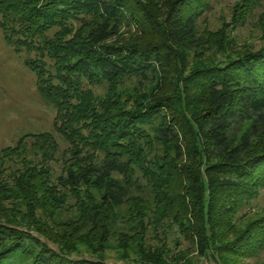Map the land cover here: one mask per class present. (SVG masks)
Instances as JSON below:
<instances>
[{
    "label": "trees",
    "instance_id": "16d2710c",
    "mask_svg": "<svg viewBox=\"0 0 264 264\" xmlns=\"http://www.w3.org/2000/svg\"><path fill=\"white\" fill-rule=\"evenodd\" d=\"M208 4L0 0L5 41L41 47L51 61L25 58L70 147L58 174L49 131L0 149V264H194L189 245L214 262L222 248L236 257L264 246V225L226 241L264 184V46L198 60ZM27 136L45 144L40 155L23 150ZM114 247L119 255L104 253Z\"/></svg>",
    "mask_w": 264,
    "mask_h": 264
},
{
    "label": "rangeland",
    "instance_id": "374dc122",
    "mask_svg": "<svg viewBox=\"0 0 264 264\" xmlns=\"http://www.w3.org/2000/svg\"><path fill=\"white\" fill-rule=\"evenodd\" d=\"M56 29L57 27L48 30L47 34L51 35ZM197 30L202 41L208 40L204 52L202 56L198 57V60L209 58L222 60L243 52L256 50L258 47L264 46V0H209L208 7L198 20ZM132 34L133 32L128 36H134ZM17 35L16 32L13 34V36ZM125 35H127L126 31ZM33 47L31 46V49L27 50L24 48L15 49L5 41L0 29V149L14 146L21 135L49 131L54 134L58 144V150L54 154V158L49 159V164L58 174L63 168L64 162L66 160L69 162L68 154H65V151L70 147L68 142L54 131L55 109L51 104L41 99L36 85V75L25 63L26 57H37L43 60L47 66L51 62L49 57L41 51V47L35 49ZM193 54V51H190L187 61L182 63L183 69L192 66L195 57ZM179 69L178 63H175L168 73L164 91L169 97H173L175 94L177 77H180ZM131 82L127 83L131 84ZM91 88L95 93L103 92V88L100 86ZM194 93L196 94L195 90H188L190 98ZM243 129L244 131L248 130V124ZM205 131L206 125L203 126L202 133L204 134ZM204 142L208 144L206 140ZM23 146L25 147L23 150L27 151L30 156L32 153L40 155L37 150L45 148V144L32 136H27L24 139ZM5 166H16V164L5 160ZM237 218L234 221L235 227L227 236L226 241L232 242V236L235 233L242 232L245 227L249 228L252 224H255L254 228H251L252 231L264 225V184L258 186L253 198L245 200L240 205ZM184 245L186 246V243ZM189 246L184 249L189 252L188 256L192 257L194 264H264V246L256 248L254 252L248 250V253L245 251L246 248H240L248 255H244L243 252L236 257L231 256V253L224 252L225 248H222L223 253L218 255L216 262L207 255L199 253L196 246ZM75 249L77 254L86 256L89 254L83 245H79ZM104 253L113 257L121 252L119 248L114 247L105 249Z\"/></svg>",
    "mask_w": 264,
    "mask_h": 264
}]
</instances>
